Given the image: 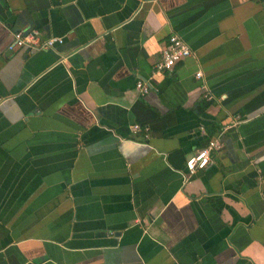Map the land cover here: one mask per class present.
Masks as SVG:
<instances>
[{"label": "crops", "instance_id": "1", "mask_svg": "<svg viewBox=\"0 0 264 264\" xmlns=\"http://www.w3.org/2000/svg\"><path fill=\"white\" fill-rule=\"evenodd\" d=\"M0 264H264V0H0Z\"/></svg>", "mask_w": 264, "mask_h": 264}, {"label": "built area", "instance_id": "2", "mask_svg": "<svg viewBox=\"0 0 264 264\" xmlns=\"http://www.w3.org/2000/svg\"><path fill=\"white\" fill-rule=\"evenodd\" d=\"M61 43H63V37L61 36L42 37L40 32L35 28H23L12 34L8 49L14 50L22 47L29 50L48 49ZM190 55L191 49L189 45L176 33L170 34L161 50L160 59L152 65L151 76L164 70L172 69L176 63ZM195 75L199 78L202 73L201 71H197ZM136 87L141 94H146L150 89V84L138 80ZM132 128L133 130H140L141 126L139 124H134ZM144 130L147 132L149 129L145 126ZM218 147V140L213 136L204 147L197 149L187 158L186 168L188 174L185 175V181L188 179V176L197 169H203L212 163L210 153L214 148Z\"/></svg>", "mask_w": 264, "mask_h": 264}, {"label": "trees", "instance_id": "3", "mask_svg": "<svg viewBox=\"0 0 264 264\" xmlns=\"http://www.w3.org/2000/svg\"><path fill=\"white\" fill-rule=\"evenodd\" d=\"M210 138H211V137H210ZM208 141H209V139H208ZM208 141H207V142H208Z\"/></svg>", "mask_w": 264, "mask_h": 264}]
</instances>
